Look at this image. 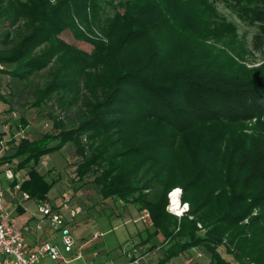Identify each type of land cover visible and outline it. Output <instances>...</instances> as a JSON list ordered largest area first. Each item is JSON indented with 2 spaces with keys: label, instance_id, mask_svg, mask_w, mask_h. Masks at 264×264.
I'll return each mask as SVG.
<instances>
[{
  "label": "trees",
  "instance_id": "obj_1",
  "mask_svg": "<svg viewBox=\"0 0 264 264\" xmlns=\"http://www.w3.org/2000/svg\"><path fill=\"white\" fill-rule=\"evenodd\" d=\"M102 1L0 0V103H19L20 132L48 127L11 138L0 165L16 162L22 194L40 204L56 184L43 159L59 154L101 201L148 211L142 243L157 264L194 249L209 264H264V65L177 55L191 0H107L122 12L91 52L61 37L87 38ZM223 1L257 28L252 48L263 51L264 0ZM177 187L181 216L167 209Z\"/></svg>",
  "mask_w": 264,
  "mask_h": 264
},
{
  "label": "rangeland",
  "instance_id": "obj_2",
  "mask_svg": "<svg viewBox=\"0 0 264 264\" xmlns=\"http://www.w3.org/2000/svg\"><path fill=\"white\" fill-rule=\"evenodd\" d=\"M229 4L230 3L223 0H191L190 6L185 9V15L188 16V18H186L188 19L187 23L184 24L187 35L182 36L179 43L174 45L176 54L183 57L194 54H202L205 56L211 53L214 55L228 54L229 56L235 57L246 66L264 65V49L261 52H257L252 48V37L257 28L243 22ZM115 8L122 12L119 7L108 4L107 0L102 1L97 14L100 19L97 23L92 20L91 27L85 29L84 33L87 38L84 40L75 38L74 34L69 30L65 31L61 37L67 42L75 44L80 49L91 52L93 50V45L90 41L103 38V34L99 28L102 27L108 19L114 17L116 13ZM38 80H41V78H38ZM1 92L3 94L7 93L4 89ZM18 109L19 103L15 99L11 108L10 105L6 103H0V133L2 132L0 134V157L11 152V138L28 135L32 136L33 134L40 136L41 133L48 128L45 120H38L32 123V131H30L31 128L28 127L20 132V129L16 127V119L19 117ZM13 111L16 112V116L12 115ZM53 159L54 161L50 163V165L48 161L47 165L43 164L41 169L43 172L49 173L48 177L50 181L53 180L56 182L54 188L50 192L51 198L57 201L65 198L69 200L73 198V193L75 191L81 194L77 204L83 208L89 206L86 211L87 215L82 214V211L84 213L82 209L81 215L77 216L75 220L76 222L69 225L77 240L78 246L89 241L96 234L91 246L118 248V245H126L129 239L128 231L135 228L138 224L135 225L132 221L129 224H125L124 221L126 220L117 217L109 219L110 216L114 215L113 213L115 211L124 212L125 205L120 208L118 206L120 202L113 198L101 201L93 185L84 186L82 183L73 179L74 169L70 166H65L59 154L53 155ZM16 168V162L5 163L0 165V173L6 171L14 173ZM19 178L22 179V176L20 175ZM5 184L6 177L2 174L0 176V187H5ZM170 193L167 209L170 213L181 216L185 209L180 213L181 215H177V211L174 210L172 206ZM179 202L183 207L185 203L182 202V192L179 197ZM30 206V211L33 212L37 210V206L34 203H31ZM170 208H172L173 212L170 211ZM18 216L19 214L13 211L12 221L14 222L15 218ZM116 226L117 228L114 229ZM101 232L103 233L102 235L100 234ZM57 239L64 258H66V260L72 259L76 253L75 249L73 253L65 252L64 246L61 243L60 233H57ZM138 244L140 243H137V245ZM80 254L82 255V259L77 261V263L82 264L85 261V253L80 251ZM195 256L197 257V255ZM197 259L200 260L198 264H207L206 256L203 255L197 257Z\"/></svg>",
  "mask_w": 264,
  "mask_h": 264
},
{
  "label": "built area",
  "instance_id": "obj_3",
  "mask_svg": "<svg viewBox=\"0 0 264 264\" xmlns=\"http://www.w3.org/2000/svg\"><path fill=\"white\" fill-rule=\"evenodd\" d=\"M12 115L15 116V113ZM10 172V171H9ZM8 179L13 178V174H7ZM16 188L19 190L20 185ZM23 200H28L29 195L22 194ZM6 192L0 188V264H80L81 256H74L66 260L58 244L41 241L34 249L25 246V239L33 228L42 230L44 225L49 224L52 230L61 235V243L64 251L73 253L76 246V239L71 231L69 222L74 220L80 213L79 210L71 206L68 199H63L61 206L53 207L49 201H44L38 205L43 218L32 226L27 224L22 228H15L11 220V212L6 206ZM170 211L173 212L172 208ZM141 218L150 221L147 210L142 212ZM126 262L122 264H153L151 262L152 252L142 245H133L124 251ZM82 264H95L93 261H84ZM105 264H120L109 261Z\"/></svg>",
  "mask_w": 264,
  "mask_h": 264
},
{
  "label": "crops",
  "instance_id": "obj_4",
  "mask_svg": "<svg viewBox=\"0 0 264 264\" xmlns=\"http://www.w3.org/2000/svg\"><path fill=\"white\" fill-rule=\"evenodd\" d=\"M43 160H44V165L45 164L47 165L48 161H49V165H50V163H52L54 161L52 155L44 157ZM6 172L0 173V176L2 174H4L6 177L5 187H0V188L4 189L6 192L5 203H6L7 208L11 212V220H12V212L13 211L19 214V216L17 218H15V221L14 222L12 221V224L14 225L15 228H18V229L22 228L23 226H25L27 224H30V225L35 227L36 224L43 218L42 213L38 209L39 203H37L35 201L32 202L30 200H23L22 199L21 190L20 189L18 190L16 188V186L20 185V183L22 181V179L19 178L20 175L23 177V175L21 173H12L13 176L15 178H17L19 181V184H17L15 187H13L12 186L13 180L8 179V177H7V174L10 175L11 172H9V171H6ZM48 179H49V177H48ZM80 195L81 194H79L78 192L73 195V198L70 199L71 206L74 209H77L80 211L79 215H81L82 209L84 210V213L82 211V214L87 215L86 211L88 210L89 206H85L84 207L85 209H84L83 207H80V205L77 204ZM48 201L55 208L61 206V202H62V200L57 201V200L52 199L51 196H50V199ZM31 203H34L37 206L38 211L37 210L33 211V212L30 211ZM124 205H125V211L124 212L115 211L113 213L114 215L110 216L109 219H111L112 217H117L119 219L126 220V221H124L125 224H129L132 221L135 225L136 224L139 225V226L136 225L135 228H132L130 231H128L129 239L126 242V245H123V246L118 245L119 247L118 246L117 247L119 249L113 253H110V251H112L116 247L115 248H111V247L107 248L105 246H103V247L91 246L92 243L94 242L96 235H97L96 234L94 237H92L89 241L85 242L81 246H78L77 240H76L75 256L79 255V256H81V259H82V255L80 254V251H83L85 253V261H88V260L93 261L95 264H105L109 261H114L116 263L122 264V263L126 262V257H125V255H123L124 251L128 250L131 246L137 245V243H140L139 245H142L145 248L149 249L148 247L150 246V243H142V242H143V240H145L147 238V234H148V232L152 226V221L151 220L150 221H148V220L144 221L141 218L142 212H139L138 209L133 205H127V204H124L122 201H120V204L118 206L120 208H122ZM76 218L74 220L70 221L69 225L76 222L75 221ZM115 228H117V226L114 227V229ZM100 234L102 235L103 233L101 232ZM44 240L58 244L57 233L52 230V228L50 227L49 224L44 225L42 230H38L36 228H33V230L30 233H28L26 236L25 246L28 249H34L41 241H44ZM157 241H161V238L160 237L157 238ZM149 251L152 252L151 262L153 264H157L158 258H159V252L155 249L149 250ZM191 254H192L191 255L192 258L189 260H185L182 258H175L169 264H198L200 262V260L197 259V257H201L203 255L196 249L191 251ZM195 255H197V257ZM206 259H207V264H209V259L207 257H206Z\"/></svg>",
  "mask_w": 264,
  "mask_h": 264
},
{
  "label": "clouds",
  "instance_id": "obj_5",
  "mask_svg": "<svg viewBox=\"0 0 264 264\" xmlns=\"http://www.w3.org/2000/svg\"><path fill=\"white\" fill-rule=\"evenodd\" d=\"M181 192H182V189L179 188V187H177V188H174V189L172 190V192L170 193V195L175 199V203H176V207H177V209L180 208L179 197H180ZM188 207H189V205L186 204V203L183 205V209H185V210H186ZM177 215H180V212H177Z\"/></svg>",
  "mask_w": 264,
  "mask_h": 264
},
{
  "label": "bare ground",
  "instance_id": "obj_6",
  "mask_svg": "<svg viewBox=\"0 0 264 264\" xmlns=\"http://www.w3.org/2000/svg\"><path fill=\"white\" fill-rule=\"evenodd\" d=\"M170 198H171V201H172V206H173V209L176 210L177 212H180L182 213L184 211L182 205H180V208L177 209L176 207V203H175V199L170 195ZM181 215V214H180Z\"/></svg>",
  "mask_w": 264,
  "mask_h": 264
}]
</instances>
